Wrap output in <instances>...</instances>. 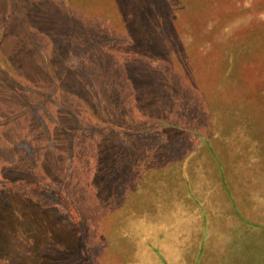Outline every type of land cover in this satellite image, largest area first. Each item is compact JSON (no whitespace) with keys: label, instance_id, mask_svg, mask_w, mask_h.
<instances>
[{"label":"rangeland","instance_id":"374dc122","mask_svg":"<svg viewBox=\"0 0 264 264\" xmlns=\"http://www.w3.org/2000/svg\"><path fill=\"white\" fill-rule=\"evenodd\" d=\"M0 264H264V0H0Z\"/></svg>","mask_w":264,"mask_h":264},{"label":"trees","instance_id":"16d2710c","mask_svg":"<svg viewBox=\"0 0 264 264\" xmlns=\"http://www.w3.org/2000/svg\"><path fill=\"white\" fill-rule=\"evenodd\" d=\"M1 184H2V185H5V186L7 185V184H4V183H1ZM32 184L34 185V187H38V188L43 187V185L41 186L40 184L35 183V182H33ZM7 186H9V185H7ZM44 190H45V189H44ZM45 191L48 192V194L50 193L49 190H45ZM187 220H188V219H184L183 222H182V225L186 224V223H187ZM210 221H212L211 218H208V217H204V218H203V222H204L205 227L203 228L204 231H202V233H208V229L206 228V225H208V223H209ZM163 233H164V232L161 233V236L163 235ZM202 244H203V247H204V245H205V247H207V245H210V242H208V240H207V242L204 241V242H202Z\"/></svg>","mask_w":264,"mask_h":264}]
</instances>
